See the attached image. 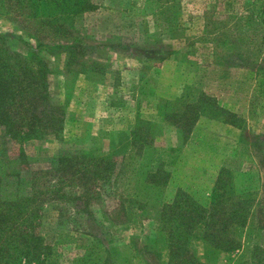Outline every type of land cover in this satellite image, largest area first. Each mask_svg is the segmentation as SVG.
I'll use <instances>...</instances> for the list:
<instances>
[{
	"label": "rangeland",
	"instance_id": "1",
	"mask_svg": "<svg viewBox=\"0 0 264 264\" xmlns=\"http://www.w3.org/2000/svg\"><path fill=\"white\" fill-rule=\"evenodd\" d=\"M250 1L260 8L264 0ZM92 2L93 11L67 18L62 31L44 27L15 6L0 10V32L13 50L25 53L27 46L43 44L51 101L65 107L59 134L22 143L31 164L47 165L67 148L107 150L110 137L138 116L159 121L161 103L191 102L206 91L232 115L198 117L186 141L171 127L155 138L153 167L163 161L169 173L162 201L172 202L182 189L206 204L221 167L230 168L247 200L241 245L205 264H264V7L250 16L244 0ZM235 13L249 19L247 47L218 45L221 29ZM241 48L250 64L229 56ZM1 146L14 157L20 145L0 126ZM114 187L112 194L109 189L94 194L84 213L71 205L62 212L47 210L41 233L48 241L63 233L54 244L57 262L77 264L73 259L83 252L81 243L93 242L99 252L86 264H185L170 262L163 243L149 242L158 230L157 211L122 210L116 196L131 197L132 190L123 182ZM192 249L204 262L198 240Z\"/></svg>",
	"mask_w": 264,
	"mask_h": 264
},
{
	"label": "trees",
	"instance_id": "2",
	"mask_svg": "<svg viewBox=\"0 0 264 264\" xmlns=\"http://www.w3.org/2000/svg\"><path fill=\"white\" fill-rule=\"evenodd\" d=\"M243 4L250 16L264 7V1L259 3L260 8L250 0ZM14 6L52 31L64 30L67 18L73 21L96 8L92 0H0V10ZM243 16H229L232 22L221 29L218 45L230 48L237 42L247 47L249 39L244 32L248 31L249 19L242 20ZM42 46H27L25 53L13 50L0 32V126L9 140L20 145L14 157L0 147V264H59L54 244L63 233L48 241L40 231L47 210L62 212L71 205L84 213L94 194L105 189L112 194L118 182L132 190L131 197L116 196L122 210L134 208L141 214L157 211L158 230L149 242L163 243L170 262L177 259L185 264H205L222 252L237 249L247 221V200L243 199L244 189L237 191L236 174L230 168L221 167L209 201L202 204L182 189L177 190L172 202H163L169 173L162 168L163 161L153 167L158 148L155 138L162 135L163 129L171 127L186 141L198 117L207 114L227 118L231 111L206 91H200L191 102L161 103L159 121L138 116L128 129L110 137L107 150L98 145L67 148L50 157L47 165L34 167L22 143L59 134L65 117V107L51 101L49 66L41 54ZM247 54L241 48L229 56L247 65ZM91 238L99 243L97 237ZM195 240L203 247L204 262L192 249ZM95 245L81 243L83 252L73 262L86 264L99 252Z\"/></svg>",
	"mask_w": 264,
	"mask_h": 264
},
{
	"label": "crops",
	"instance_id": "3",
	"mask_svg": "<svg viewBox=\"0 0 264 264\" xmlns=\"http://www.w3.org/2000/svg\"><path fill=\"white\" fill-rule=\"evenodd\" d=\"M166 189H167V191H168V189H169V184H168V186H167V188H166Z\"/></svg>",
	"mask_w": 264,
	"mask_h": 264
}]
</instances>
